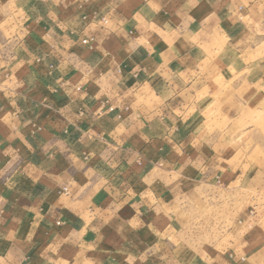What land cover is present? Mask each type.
<instances>
[{
  "label": "crops",
  "instance_id": "crops-1",
  "mask_svg": "<svg viewBox=\"0 0 264 264\" xmlns=\"http://www.w3.org/2000/svg\"><path fill=\"white\" fill-rule=\"evenodd\" d=\"M263 65L264 0H0V264H264Z\"/></svg>",
  "mask_w": 264,
  "mask_h": 264
},
{
  "label": "rangeland",
  "instance_id": "rangeland-1",
  "mask_svg": "<svg viewBox=\"0 0 264 264\" xmlns=\"http://www.w3.org/2000/svg\"><path fill=\"white\" fill-rule=\"evenodd\" d=\"M260 67H264V65L257 67V70ZM259 98L260 96L257 100ZM234 108L242 114V120L238 122L227 118ZM206 112L209 118L206 127L210 134L217 135V131L221 133L225 131L226 134L231 132L232 134L233 130L238 134L234 141V137L224 138V143L226 145L230 143L236 148V157L245 164L244 170L248 174L245 188L240 192L241 207L243 209L247 207L256 208L262 202L264 204V99L253 106L210 104ZM223 116L225 119H222ZM208 219L212 221L211 217ZM208 229L215 231L216 227L211 224V228Z\"/></svg>",
  "mask_w": 264,
  "mask_h": 264
},
{
  "label": "built area",
  "instance_id": "built-area-1",
  "mask_svg": "<svg viewBox=\"0 0 264 264\" xmlns=\"http://www.w3.org/2000/svg\"><path fill=\"white\" fill-rule=\"evenodd\" d=\"M86 43V42H85Z\"/></svg>",
  "mask_w": 264,
  "mask_h": 264
}]
</instances>
